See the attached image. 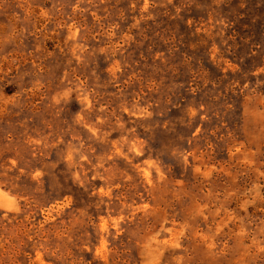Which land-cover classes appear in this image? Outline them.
Listing matches in <instances>:
<instances>
[{
    "label": "rangeland",
    "instance_id": "rangeland-1",
    "mask_svg": "<svg viewBox=\"0 0 264 264\" xmlns=\"http://www.w3.org/2000/svg\"><path fill=\"white\" fill-rule=\"evenodd\" d=\"M0 264H264V0H0Z\"/></svg>",
    "mask_w": 264,
    "mask_h": 264
}]
</instances>
